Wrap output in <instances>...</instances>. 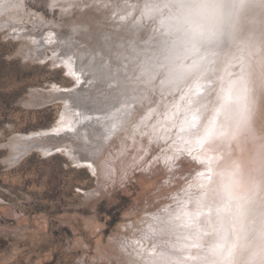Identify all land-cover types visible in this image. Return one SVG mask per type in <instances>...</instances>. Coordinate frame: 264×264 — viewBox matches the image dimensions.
<instances>
[{
    "label": "rangeland",
    "instance_id": "1",
    "mask_svg": "<svg viewBox=\"0 0 264 264\" xmlns=\"http://www.w3.org/2000/svg\"><path fill=\"white\" fill-rule=\"evenodd\" d=\"M118 1L126 8L128 0ZM138 1L143 4L146 0ZM25 2L27 13L36 12L39 15L38 18L31 15L26 19L28 32L45 38L51 22H55L52 28L60 38L59 43L56 40L51 47L42 40L37 44L29 40L26 43L33 46L31 53L34 55L29 57L24 40L10 35L13 31L10 32L9 27L0 30V264H123L121 259L118 260V246L120 239L124 242L125 236L134 235L129 234L131 224L146 219L153 211L157 213L162 210L164 204L173 198L172 192L188 183L190 173L185 174V166L181 162L176 169H167L164 162H160V165L155 162L149 169L147 164L157 161V157L164 151L158 145L153 146L147 154L146 163H139L141 166L133 164V167L129 164L121 168L120 162L116 171L115 165L105 162L107 157L115 155L120 148V140L107 134L106 128L113 123L117 114L121 115L120 110V113H124V108L119 105L125 97L116 95L119 88L114 83L106 86L104 81L107 79L99 83L91 81L93 74L88 73L90 76L85 75L84 81L77 84L66 68L53 60V53L68 56L72 51L78 52V60L84 63L85 68L91 64H94L92 67L97 66V62H94L96 60H93L97 53L105 55L103 64L107 65L110 60L119 63L123 52L130 48L131 41L127 38V32L120 28L118 31L126 36H116L111 21V25L106 23L103 27L105 37L102 39L95 26L91 25L89 32L79 29L82 22L77 14L83 12L85 6L75 7V14L66 16L60 13V8L52 10L50 0ZM135 6L137 8L138 5ZM127 8H130L128 16L137 14L136 20L140 19L143 8H138L136 12L131 5ZM154 22L146 21L133 42L137 41L138 45L143 46L149 34L155 32ZM3 24L8 25L6 22ZM61 37L65 39L61 40ZM83 41H88L87 46ZM75 43V49L79 51L74 49ZM119 45H125V49L120 51ZM83 50L87 51L84 53ZM43 51L48 58L40 59L37 56ZM139 59L135 61L142 60ZM111 76L109 74L107 78ZM55 85L75 93L74 103H80L87 113L90 110L88 114L93 113L92 120L97 122L95 126L86 125L87 129H79L80 125L72 131L53 133L48 136L49 142L74 148L81 158L91 159L101 169H110L111 166L112 176H106V172L101 170L97 177L89 166L77 164L64 152L44 155L32 150L15 165L7 162L12 151L7 144L15 135L52 130L60 124L65 109L64 101L46 100L32 95L38 90L45 93L51 91ZM111 88L115 90L114 94L109 92ZM153 96L156 98L158 95L155 93ZM44 102L51 103L36 107ZM97 112L104 116H94ZM66 133L69 136H64ZM136 152L142 151H130L131 159H134ZM187 167V170L193 168L191 165ZM125 225L130 227V231H127ZM200 239L202 243V236Z\"/></svg>",
    "mask_w": 264,
    "mask_h": 264
},
{
    "label": "bare ground",
    "instance_id": "2",
    "mask_svg": "<svg viewBox=\"0 0 264 264\" xmlns=\"http://www.w3.org/2000/svg\"><path fill=\"white\" fill-rule=\"evenodd\" d=\"M92 1L93 0H50V3L52 10L60 8V13L66 16L75 14L77 11L74 10L75 7L82 8L85 6V10L83 12H78L77 14L79 21L81 20L82 22L81 24L77 23L80 24L79 29L82 32L84 30L89 32L90 30L88 31V29H90L91 25L95 26L98 28L96 29L99 33L98 36H100V38L102 37V39L105 37L103 27H105L106 23L111 25L110 22L112 21V25L115 28L114 34L116 36L122 37L121 35H124L121 31H118L120 28H123V30L127 32V38L131 41L130 48L126 52H123V58L120 59L119 63L118 61L116 62L115 60H110L107 65L103 64L102 60H104L105 55L103 56L102 53L95 54V56H93V60L95 59L96 61L94 62H97L96 67H92L94 64H91L88 65V68H85L83 66L84 63L78 60V52L75 51H72V53L68 56H64L63 54L59 55L54 52L53 60L66 68L68 74L72 76L77 84H81L85 79V75H88V73L93 74L94 76L90 79L91 81H98L99 83V81L103 82V80L107 79L104 81L105 85L108 86L114 83L115 86H117L116 88H119L116 95L125 97L121 99L119 105L122 109L124 108V113H120V110L119 114L121 115L117 114L113 123L110 124L109 128H106L108 130L107 134H110V136H113L114 138L117 137L120 140V148L119 150L117 149L118 151H116L115 155L111 154V156L107 157L105 162L109 163L111 166L115 165L116 167L114 168L116 171L120 162L121 168H125L129 164L135 167L133 164L136 165L144 163L146 161L147 154L151 152L152 147L158 145V147L163 148L162 150L164 151H162L163 153L157 157V161L150 162V165L147 164L149 169L154 166L155 162H159L160 165V162H164L165 158H172V160H169L170 166L167 167V169H172L182 164L185 166L183 170L185 174L187 175V173H190V180L188 183L187 181V184L182 182L184 184L183 187L180 186V188L172 192L171 196L173 198L164 204V211L163 209L159 211V209H161L159 208V212L156 211L157 213H154L153 211V213H150V216L146 219L140 220L139 222L134 221L136 223L131 224V229L130 227H126L128 225H125L127 231L131 230L129 234L134 233V235L130 236L128 234L129 236H125L126 238L123 237V240L125 238L124 242H121L120 239V245L118 246V256L120 258L118 260L120 261L121 259L123 264H144L143 258L137 256L138 252L143 251L145 253H152L153 255L158 253V255L162 258V264H222V258L218 253L213 254L211 248L214 246L215 240L228 242L230 220H222L218 224L215 213V204L209 196L205 195V193L208 192L209 187L213 189L218 187L220 180L217 173L224 168L225 161L229 155V149L222 141H217L216 145H214L215 151L208 148L201 149L192 138L187 136L184 137V140L189 141L187 145L183 141H179L175 144L171 143L172 140L176 139V133L179 128V121L174 116V106L179 104L183 107V101L180 100L182 93L179 89H183V92H188L190 88L194 90V83L191 79H188L180 80L177 84L161 85L160 80L162 77L159 75L161 69L156 68L155 71L152 70L154 65L151 58L156 56L157 53L165 47L166 43L172 39V37L168 35V25L172 22L164 19V17L154 19V14L152 16L141 15L138 20H136V17L138 16L137 14L136 16L133 15L135 16L134 19L131 18L133 16H128V12H130V8H127L128 5H131L135 10L134 12H136L138 8H143L146 3H161L162 0H146L143 4H141V1L138 0H128L126 8L123 7L121 2L118 0H94L93 4L88 6V4ZM4 2L5 0H0V13H3L0 14V30L9 27L10 32L13 31L10 35L24 40V44L27 45L25 47L29 51V53H27L30 54L29 57L34 56L31 53L33 51V46L26 43L29 40L34 44H37L40 40H42L49 44V46L56 42V40L58 41L57 43H59L60 37L57 36L58 33L56 34L55 30L52 28V26L56 25L55 22H51V27H49L50 31L46 34L45 38H41L38 34L35 35V33H30L31 31L28 32V28L25 23L26 19H29L31 15L38 18L39 15L36 12L27 13V4L25 0H22L19 3V7L9 8L6 12L3 8ZM54 4L57 6L53 7ZM135 5H138L137 8ZM40 17L43 18V16ZM114 17L115 19H113ZM117 20L118 22H116ZM161 20H164L163 25L160 22ZM146 21H155V32L151 35L149 34L145 44L140 46L137 41L133 42V40L138 38V34L142 31V28H144ZM4 22L8 23V25H4ZM245 24L248 27H255L257 31H259L261 27V21L258 15L255 20H252L251 22L245 21ZM75 27L78 29L79 26L77 25ZM124 36H126V34ZM63 39L65 38L63 37L61 40ZM76 40L77 39H75V41ZM83 42L86 43V41ZM72 43H74L73 40ZM87 44L88 41L86 46ZM39 45H41V43H39ZM123 46L125 45H119L118 49L122 51L125 49ZM55 47H58V45H55ZM75 48H77L76 43L74 49ZM88 54L90 55L91 53L89 52ZM37 56L40 59L48 58V56L45 55V51L41 54H37ZM138 57L142 60L135 61ZM165 63L171 66L174 61L170 60ZM236 71H238L237 68L224 64L218 68V75L227 81L229 74L235 73ZM109 74L112 76L107 78ZM124 78L126 80H124ZM91 84L93 86V83ZM75 90L77 91L78 89ZM110 91L114 94L113 91L115 90L112 91L111 88L109 92ZM175 92L178 94L175 95ZM155 93L159 96L158 99L160 100V103L157 101L158 96L156 98L153 96ZM74 94L71 90L58 87L56 85L53 86L51 91L46 93L39 90L37 92H33V96L45 98L46 100L59 99L64 101L65 109L62 112L60 124L55 126L52 130L34 132L28 135H15L7 144L12 150L10 156L7 158V162H10L11 164L18 162L21 158H23V156L27 155L26 153L32 150H37L44 155L52 154L53 152H64V154H67L77 164L85 165L87 167L91 165L89 167L94 171V174L96 173L98 175L97 177H99V172L101 170L102 172H106V176L108 174L112 176V171H110L112 169L111 166H109L110 169L107 168L104 170V167L101 169V167L96 165L91 159L81 158L77 152L74 151V148H70L68 145L62 143L55 145L49 142L50 140L48 136L53 133H59V131H72L75 127H79L80 125L82 126L79 129H87L86 125L95 126V122L97 121L94 122L92 120L91 114L93 113L89 115L88 113L91 112L90 110V112L87 110V113L85 112L86 109L84 108V110L80 103L77 102L78 105L75 104ZM168 94H171V96H167ZM44 104L45 102L40 105ZM141 110H143V112H141ZM77 113L79 115H77ZM94 116L101 118L104 114L101 115V113L97 112ZM99 122H101V119H99ZM174 122L177 125L175 128L172 127ZM106 125H108V123ZM253 127L255 128L257 134L260 133L261 129H264V99H262L259 94H257L256 107L253 112ZM69 128L71 130H69ZM67 134L69 133H66L64 136H69ZM166 139L169 141L167 146L165 145ZM17 147L22 149V155H16L15 149ZM178 148L184 149V154L177 151ZM57 149L60 150L57 151ZM133 150H141L142 152H136L133 156L134 159H131L130 155L132 152L130 154V151ZM187 151H191L192 155L198 160L207 159L209 156L218 158L214 159L211 164V181L206 178L207 172L205 177H201L199 175V173L201 171H205V169L202 168L200 164L191 162L192 160L186 154ZM144 152L146 154H144ZM247 155L248 150L245 145L243 146V149H235L233 158ZM144 156L145 158L140 160L141 157ZM189 165L193 167V171H191V168L190 170H187V166ZM123 172L125 171L123 170ZM201 184L204 185L203 189L200 187ZM198 202H201L202 206H198ZM210 204L212 205L211 213L209 207H207V205ZM197 213L200 214L197 215ZM186 214L187 216L192 217V219H186ZM158 219L162 221V223H158ZM140 222H143V224H139ZM121 228L122 230L125 229H123V227ZM206 231L216 232L215 239L211 236L204 235ZM233 231H235V229H233ZM201 236L203 238L202 243L200 241ZM196 244H199L200 247L193 246ZM153 245L156 246L155 252H153Z\"/></svg>",
    "mask_w": 264,
    "mask_h": 264
},
{
    "label": "snow or ice",
    "instance_id": "3",
    "mask_svg": "<svg viewBox=\"0 0 264 264\" xmlns=\"http://www.w3.org/2000/svg\"><path fill=\"white\" fill-rule=\"evenodd\" d=\"M19 6V0H5L3 8L6 12ZM153 14L154 19L164 17L172 22L168 25L172 39L151 58L152 70L161 69L160 84L188 79L194 83V90L179 89L183 107L174 106L179 128L171 143L183 141L187 145V136L201 149L215 151L217 141L229 149L225 166L217 173L218 187H209L205 193L215 204L218 224L230 220L228 242L215 240L211 251L219 254L222 264H264V129L257 134L253 127L257 94L264 99V0L146 3L141 15ZM257 15L261 21L259 31L245 24ZM160 22L164 24V20ZM170 60L174 61L171 66L165 63ZM224 64L238 69L229 74L227 81L218 75V68ZM172 127H177L175 122ZM168 143L166 139L165 145ZM245 145L248 155L233 158L235 149ZM177 151L185 152L179 148ZM15 152L22 155L19 147ZM186 154L205 169L199 175L205 177L207 172L206 178L211 181V164L218 158L198 160L191 151ZM170 159L165 158L164 167L170 166ZM200 187L203 189L204 185ZM198 206H202L201 202ZM207 207L211 213L212 205ZM186 219L192 217L186 214ZM157 222L162 223L159 219ZM204 235L215 239L216 232L206 231ZM155 248L153 245V252ZM137 256L143 258L144 264H162L158 253L141 251Z\"/></svg>",
    "mask_w": 264,
    "mask_h": 264
},
{
    "label": "water",
    "instance_id": "4",
    "mask_svg": "<svg viewBox=\"0 0 264 264\" xmlns=\"http://www.w3.org/2000/svg\"><path fill=\"white\" fill-rule=\"evenodd\" d=\"M51 102H48V103H45L44 105H46V104H50ZM38 106H42V105H36V107H38ZM55 153H57V152H53V154H55ZM26 156V155H25ZM24 157V156H23ZM22 159V158H21ZM21 159L19 160V161H21ZM19 161L18 162H15V163H13V164H11V165H15V164H17V163H19Z\"/></svg>",
    "mask_w": 264,
    "mask_h": 264
}]
</instances>
